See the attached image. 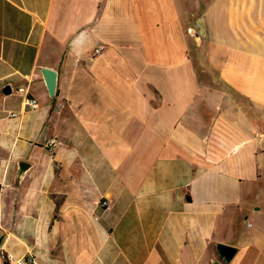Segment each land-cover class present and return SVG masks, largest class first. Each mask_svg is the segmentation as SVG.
<instances>
[{
    "label": "crops",
    "instance_id": "obj_1",
    "mask_svg": "<svg viewBox=\"0 0 264 264\" xmlns=\"http://www.w3.org/2000/svg\"><path fill=\"white\" fill-rule=\"evenodd\" d=\"M28 253L264 264V0H0V264Z\"/></svg>",
    "mask_w": 264,
    "mask_h": 264
},
{
    "label": "water",
    "instance_id": "obj_2",
    "mask_svg": "<svg viewBox=\"0 0 264 264\" xmlns=\"http://www.w3.org/2000/svg\"><path fill=\"white\" fill-rule=\"evenodd\" d=\"M40 72L44 79V83H45L48 95L50 97H53L55 93L56 81H57L56 72L50 68H41ZM3 92L5 94H8L10 92V88L9 87L5 88ZM19 167L21 170H25L28 168V165L22 162L19 164ZM218 250H219L220 255L224 257L226 261H229L235 253V250L233 248L228 247V246H223V245L218 246Z\"/></svg>",
    "mask_w": 264,
    "mask_h": 264
},
{
    "label": "built area",
    "instance_id": "obj_3",
    "mask_svg": "<svg viewBox=\"0 0 264 264\" xmlns=\"http://www.w3.org/2000/svg\"><path fill=\"white\" fill-rule=\"evenodd\" d=\"M104 47L103 46H98L96 48L93 49L92 54L93 55H100L103 52ZM25 105L30 108V109H36L38 107V102L36 99L34 98H27L25 100ZM62 104H59L56 108V110L59 112L62 108ZM13 116L15 114H12ZM55 143L54 140H50L48 142V146H52ZM7 261L12 262L13 258L10 255H6L5 258ZM14 264H38L37 258L33 253H28L25 256L14 260Z\"/></svg>",
    "mask_w": 264,
    "mask_h": 264
}]
</instances>
